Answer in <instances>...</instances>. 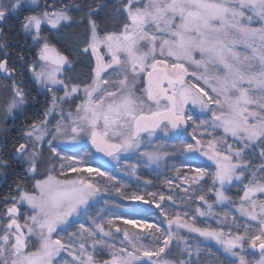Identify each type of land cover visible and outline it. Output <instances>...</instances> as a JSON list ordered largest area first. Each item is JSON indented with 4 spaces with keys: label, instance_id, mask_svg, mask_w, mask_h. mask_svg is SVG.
I'll return each instance as SVG.
<instances>
[{
    "label": "snow or ice",
    "instance_id": "6c2138e0",
    "mask_svg": "<svg viewBox=\"0 0 264 264\" xmlns=\"http://www.w3.org/2000/svg\"><path fill=\"white\" fill-rule=\"evenodd\" d=\"M73 10L84 12L87 28L65 54L44 33L54 37L70 28ZM24 11L30 14L21 29L36 49L34 60L17 53L19 67L10 66L0 27V76L10 82L0 105V175L13 161L22 169L0 207V264H264V0H115L111 6L0 0V24ZM77 57L88 59L83 79L72 75ZM25 73L47 101L9 155L4 124L28 102ZM189 129L194 143L184 140ZM158 133L180 141L171 145L174 152L210 162L193 166L186 159L174 167L176 176L164 181L167 196L132 190L88 159L91 151L79 155L85 141L117 164L135 155L128 175L136 176L138 166L159 168L174 155L167 141L140 151L145 141L161 139ZM233 188L236 199L228 194ZM112 191L129 204L154 207L162 219L134 208L115 214L104 195ZM101 201L104 207L89 215ZM186 234L202 238L203 248Z\"/></svg>",
    "mask_w": 264,
    "mask_h": 264
},
{
    "label": "flooded vegetation",
    "instance_id": "af4514ba",
    "mask_svg": "<svg viewBox=\"0 0 264 264\" xmlns=\"http://www.w3.org/2000/svg\"><path fill=\"white\" fill-rule=\"evenodd\" d=\"M49 2H51V0H49ZM57 2H62L64 4H75V5L85 6L94 2H99V0H57ZM41 3H43V0H41ZM104 3L109 5L110 1L104 0ZM27 13H24L22 15V18H20L19 20H11V18H8L6 24H0V27H4L5 32L7 33L6 38L10 44V48L8 49V51L12 55L10 66L19 67L21 62L17 59V53H23L26 61H31L36 58V49L32 45L31 40L25 38V35L22 34L21 26L17 25V23L19 22L22 23L23 16H25V14ZM71 13L74 20H80L81 14L79 13H82V15L84 14L83 11L78 12L75 10L72 11ZM82 17H84V15ZM101 17H103V11L101 12ZM106 23L109 30H112L115 27V24L112 19L106 18ZM77 27L79 28V30L85 29L84 31L85 33L87 28V21L83 19L80 20V22H77ZM57 46L62 51H64L62 45L57 44ZM65 54L67 53L65 52ZM87 71H88V59L85 57H77L75 62V72H73L72 75L74 77L79 76L81 79H83ZM23 79L28 85L25 88V91L30 94L28 96V104L25 105L22 114L19 117L7 122L6 128L8 129L9 132L8 135L9 155L11 154L13 144L17 142V138L21 136V132L27 126V124L32 122L33 120H37L38 117L42 116L47 101V98L43 94V92L37 91L35 86L30 83L27 73H25ZM3 80L5 81L4 78ZM91 149L95 154V158H96L95 162H101L102 160L107 159V157L102 156V154L95 153V150L92 147ZM21 172L22 169L17 167L15 161H13L12 168L7 172V174L0 175V207H2L3 197L7 196L10 192L14 191L15 182H18V176Z\"/></svg>",
    "mask_w": 264,
    "mask_h": 264
},
{
    "label": "rangeland",
    "instance_id": "374dc122",
    "mask_svg": "<svg viewBox=\"0 0 264 264\" xmlns=\"http://www.w3.org/2000/svg\"><path fill=\"white\" fill-rule=\"evenodd\" d=\"M109 1H110L109 6H111L113 3H115V0H109ZM24 13H27L25 15H29L30 14L29 11H24L19 17L13 15V16H10L9 18H11V20H19L20 18H22V15ZM79 14H81L80 20H82V18H83L82 16L84 14L83 15H82V13H79ZM103 17H104V12H103ZM80 20H74V23L71 25L70 28H62L60 30V32L55 33L54 37L52 35H50L47 31H45L44 34L45 35H49V38L52 40V42H55L56 44L62 45L63 50L68 54V51L71 50V42H72V40L75 39L77 34H80L81 37L84 34L85 29L79 30V28L77 27V22H80ZM17 25L21 26V22L17 23ZM22 34H24L23 31H22ZM61 37H63V39ZM9 83L10 82L8 80L4 81L3 78L0 77V105H2L4 103V101L9 98L10 93H9L8 89L5 87ZM37 91L41 92V90H39V89H37ZM58 94L62 95V93H58ZM27 104H28V102H27ZM197 111H198V109H197ZM21 114H22V111L21 112H17L16 113V118L19 117ZM12 119H13L12 117H9L7 122L12 120ZM7 122H6V124H4L5 127L7 126ZM191 131L192 130L189 129L188 133L185 134V137H184L185 142H193L194 143V141H191ZM158 135L161 137V139H159V140L153 139L152 142H151V145H149L148 142L145 141V144L142 146L140 151H142V152H144V151H153V150L159 148L160 144H163V143H165V141H167V145H168L167 146V151L174 152V150L172 149L171 145L172 144H176V145L180 144V141H178V140H169L168 138L163 137L162 133H158ZM85 145H86L85 148L79 152L80 156H84L86 152L91 151L92 152V156H89L88 159L92 160L94 164L101 163V164H103L104 169H106L107 171L115 172V173L120 174L122 176L129 177L131 180H135V181H136L137 174L141 173L143 171H146V173H148V172L151 173L153 171H156L157 173L164 174L163 171L166 169L167 171H164L166 176L168 174H170L172 176H174V175L176 176V173H174L175 171H173L174 168L167 166L168 164L171 163L170 160H173L174 158H177V159L181 160L182 162H185V160L188 159V161L190 163H192L193 166H198L200 164H205V163L210 165V162H208L206 160V158H204V157H201V156H198V155H194L192 157L186 158L185 156L181 155L179 152H174V155L172 157H170L167 160L161 162L159 168H156L155 166H152V167L138 166L136 168V176H129L128 173L130 171V166L131 165H137V163H138L137 162V158H136L135 155H127V158L126 159L122 158L119 164H117L115 161H111L109 158H107L105 160H102L101 162H95L96 158H95L94 152L91 149L90 142L85 141ZM72 151H76V149H72ZM69 154H71V153H69ZM176 156H178V157H176ZM166 161H168V162L165 164ZM210 170L214 171V166H212L210 168ZM53 174L58 176V172L57 173H53ZM70 175H75V174H70ZM59 178L62 179L63 177H59ZM97 178H100V177H97ZM139 181L141 183H144V184L146 182L143 179H140ZM206 181H207L208 184H210L211 183L210 177H206ZM237 191H238V189L233 188L228 194L231 195L233 197V199H236L234 193L237 192ZM104 195H105V198H107L109 200L111 198H113V194H111L110 196L108 194H104ZM102 207H104L103 201H101L99 204H97L96 208L94 210H92L89 213V215H95V211L96 210L99 211ZM215 211L219 212L220 211V207L217 206ZM160 218H162V217H160ZM87 219H88V217L85 216V217H83L81 219V222H84ZM198 219L202 220V219H205V218H198ZM207 219L212 221L213 218L209 217ZM214 222H215V220H214ZM198 226H204V224L200 225V223H199ZM215 226H216V224H215ZM215 226H213V227H215ZM77 227H78V225H77ZM74 230L75 229H69V231H74ZM186 235H188L189 240H191L192 238L193 239H198L199 243H200V240L202 239V238L197 237L196 234H186ZM62 238L64 240H67V236H64L63 234H62ZM210 245L213 246L216 249V254L220 255L219 254V250H218V246L215 245L214 242H209V246ZM220 259L221 260L223 259L222 255L220 256Z\"/></svg>",
    "mask_w": 264,
    "mask_h": 264
},
{
    "label": "trees",
    "instance_id": "16d2710c",
    "mask_svg": "<svg viewBox=\"0 0 264 264\" xmlns=\"http://www.w3.org/2000/svg\"><path fill=\"white\" fill-rule=\"evenodd\" d=\"M176 157H178V156H176ZM170 161H171V163L168 164L167 166L172 167V168H174V167L179 168L184 163V162H182L181 160H179L177 158H174L173 160H170ZM167 162L168 161H166L165 164ZM164 171H167V170L165 169ZM164 171H163L164 174L157 173L156 171H153L151 173L150 172L146 173V171H143V172L137 174L136 181L135 180H131L129 177L122 176V175L117 174L115 172H111V173L114 174L118 179H122V180L127 181L131 185V189L132 190H135V189L139 188L141 190V192L147 190V191L159 192V193H162V194L167 196L169 194V191H168V186L164 183V181H165L166 178H174L175 175L172 176V175L168 174L166 176ZM182 171L187 172L188 169L187 168H182ZM137 177L139 178V180L143 179L146 182L150 181L151 183L150 184L141 183L140 181H137ZM98 179L102 180L103 178H101V179L97 178V180ZM175 192L177 193V204L179 205V207L181 209L185 208V205H180V201H179V196H182L183 193H181L179 191V189H176ZM111 194H113V198L110 199L111 201L109 200L110 203H109V205L107 207H110L112 209V211L115 214H117V215L119 213H121V212H126L129 209L134 208V209H138V210L142 209L143 211H141L140 214L144 215L146 213L150 220L162 219V218L157 217L155 215L157 210L154 207L149 208L148 205H142L140 203L129 204L126 201L120 200V197L117 196L115 191H112ZM187 210H189L190 213H191L194 210V206L189 207ZM202 220L198 219L197 220V224H199V223H200V225L204 224L205 223V219H202ZM115 223L117 225L121 226V227H130V226L124 225L122 220H116ZM206 223L209 224V225H212V226H215V224H216L214 222V219H212V221L209 220V219H206ZM117 243H118V241H117ZM190 243H192L193 245H200L198 239H193L192 238L190 240ZM200 247L203 248V245H200ZM209 248L211 249L212 253L216 254V249L213 246L210 245ZM104 258H107V252H105L102 256L98 257V259H104ZM209 258H210L209 255L207 253H205L204 260L207 261ZM202 264H204V262H202Z\"/></svg>",
    "mask_w": 264,
    "mask_h": 264
},
{
    "label": "water",
    "instance_id": "95a60500",
    "mask_svg": "<svg viewBox=\"0 0 264 264\" xmlns=\"http://www.w3.org/2000/svg\"><path fill=\"white\" fill-rule=\"evenodd\" d=\"M1 77H3V76H1Z\"/></svg>",
    "mask_w": 264,
    "mask_h": 264
}]
</instances>
